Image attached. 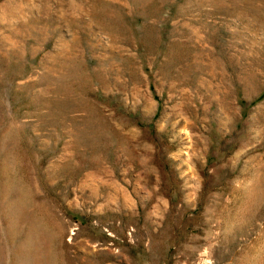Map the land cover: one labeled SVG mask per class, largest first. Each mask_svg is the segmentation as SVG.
I'll list each match as a JSON object with an SVG mask.
<instances>
[{"label": "rangeland", "instance_id": "1", "mask_svg": "<svg viewBox=\"0 0 264 264\" xmlns=\"http://www.w3.org/2000/svg\"><path fill=\"white\" fill-rule=\"evenodd\" d=\"M0 264H264V0H0Z\"/></svg>", "mask_w": 264, "mask_h": 264}]
</instances>
